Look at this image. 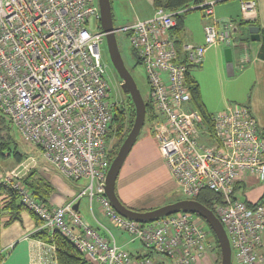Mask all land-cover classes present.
<instances>
[{
	"label": "built area",
	"instance_id": "1",
	"mask_svg": "<svg viewBox=\"0 0 264 264\" xmlns=\"http://www.w3.org/2000/svg\"><path fill=\"white\" fill-rule=\"evenodd\" d=\"M224 0H194L171 11L119 27L146 67L150 99L158 118L151 123L161 155L178 187L189 198L210 188L224 195L216 214L224 224L239 264H264V203L233 195L237 182H264V136L246 104L213 114V130L192 107L187 75L209 47L232 43V21L220 22ZM246 18L257 16V0H239ZM200 9L209 20L204 42L186 43L180 59L172 30L177 16ZM94 25V27H93ZM99 0H0V111L21 135L42 151L48 164L68 180L85 184L63 205H45L18 181L15 170L2 181L17 189L23 204L41 220L39 228L59 231L94 264H196L217 246L201 217L180 211L154 221L125 217L106 195L115 116L101 46ZM83 198L100 204L105 216L132 242L160 255L137 257L105 227L88 224L75 208ZM95 214V213H94ZM55 248V246L53 245ZM9 247L0 248V264Z\"/></svg>",
	"mask_w": 264,
	"mask_h": 264
},
{
	"label": "crops",
	"instance_id": "2",
	"mask_svg": "<svg viewBox=\"0 0 264 264\" xmlns=\"http://www.w3.org/2000/svg\"><path fill=\"white\" fill-rule=\"evenodd\" d=\"M151 2V9L140 14L136 20H144L153 17L158 7H156L154 0H151ZM192 3L193 1L189 6H191ZM219 3L216 6V14L219 16L220 22L232 21L235 24V29L231 34L232 43L230 45L219 43L209 47L203 62L199 64L197 70L202 71L213 66L218 77L221 78L225 75L227 68L225 51L224 49H221V46L227 48L231 47L234 62V74L232 75L239 72L240 74L249 77L248 87H250V93L245 97L246 101L243 104L250 107L251 112L256 117L258 125L262 130L264 128V59L259 57L261 43L260 41L248 40L247 36L250 34V32H248V27H240L239 21L249 20L253 22L254 25L264 28V0H257V16L255 18H246L243 15L240 1L238 2L239 4H236L235 2V4L225 3L221 5ZM190 10L192 11L194 9ZM186 13L187 11L182 12L184 15ZM236 16L239 17L235 18ZM203 17L205 25L209 19L205 16ZM185 19L186 18L184 17L183 28L180 32L175 31V28L172 30L173 37L176 40H180L183 46L186 43H203L204 39L194 41L193 37L189 36V27L187 26ZM244 35L245 37H243ZM180 59H185L184 51L180 54ZM197 67L198 66H192L189 72L199 82L202 94L204 89L202 88L201 78L198 79L192 74ZM243 99L244 98H241L240 100ZM228 106L226 104L224 108L226 109ZM158 154L159 156H162L153 132L146 133L144 137L137 138L135 145L121 168L116 185L119 198L127 206L138 210H148L170 203L166 201L167 199L161 193L162 190L157 186L162 183L163 180H169L167 181V184L170 188L178 187V185L175 178L170 173L163 156L162 158L164 159L165 164L163 174H159L157 171H151V169L148 172L144 170L151 164L152 160L157 157ZM52 169L43 166L41 169L39 168V171L54 185V190L50 197V204L53 206L63 205L76 195L79 190V183L68 180ZM239 183L241 188L237 191L236 195L241 199L248 202H257L264 194V187L256 185L257 183L262 182L252 176H247ZM242 194L243 198L241 197ZM83 199L80 201L78 209L88 224L100 227L101 232L104 234L107 233L105 227L109 229L116 236L118 243L126 250H129L132 254L140 255L146 252V249L143 248L141 243L130 241L128 235L112 224L101 210L100 204L97 201L93 202L95 214L90 210V219H87L82 213ZM96 204L98 206L95 207ZM87 205L90 209L88 199ZM7 219L6 214L1 216L0 248L9 247V250L5 252V258L3 259L2 264H58L53 245L33 235L40 229V225L31 212L28 210L23 211L21 213V219H17L9 224L6 223ZM114 228L119 230L118 234L115 232ZM211 238L214 239L213 236H211ZM218 257V248L215 246L196 264H217Z\"/></svg>",
	"mask_w": 264,
	"mask_h": 264
},
{
	"label": "rangeland",
	"instance_id": "3",
	"mask_svg": "<svg viewBox=\"0 0 264 264\" xmlns=\"http://www.w3.org/2000/svg\"><path fill=\"white\" fill-rule=\"evenodd\" d=\"M98 1V0H97ZM112 1V9L113 15L115 18V26L117 28L122 27L128 23L134 22L140 14L144 13L147 10H150L152 7L151 0H111ZM239 4V0H228L222 1L219 4L225 3H234ZM232 8V7H231ZM203 12L200 9H194L192 11L187 12L184 17L186 18L187 26L189 27V36L193 37L194 41H199L204 39L205 32H204V17ZM217 18L219 16L216 14ZM236 16L235 18H238ZM94 27V25H93ZM241 33V32H240ZM239 33V35H240ZM117 41L119 44V48L121 50L122 56L127 67L131 70L138 87L144 97L145 100L150 98V86L147 80V70L145 65L139 61L132 52L131 49V42L129 36L122 31L116 33ZM245 37V35L243 36ZM189 41V40H186ZM226 48L225 46H221V49L225 51L226 57ZM101 53L103 62L106 64V78L110 82V99L114 102L117 106L122 107L124 106L125 102L129 101L128 94L123 91L122 89V82L123 80L120 78L115 66L111 60L108 44L107 41L102 44L101 46ZM196 70L199 68V65ZM192 72V74L202 81V88L203 90V100L206 103L208 110L212 114H217L218 112L225 109L224 107L229 105L235 104H243L250 93V87H248V76L242 75L237 72L235 75H230L228 73V69L226 68V73L221 78L218 77L216 70L213 66H210L206 70H197ZM244 98L243 100H240ZM12 132L14 138L17 141L18 151L24 153L27 157L21 163H17L15 158L12 156L6 159H0V181H2L5 175L11 174L12 171H16L19 174V179L24 175L28 169L33 167L34 165L38 167V169L42 168L43 166L47 167L48 169H52V167L48 164L44 156L42 155V151L40 148L28 141L21 135L19 130L13 125ZM153 132L151 127V122L148 120L145 121V124L139 134V137H144L146 133ZM154 135V133H153ZM138 137V138H139ZM155 137V136H154ZM156 139V138H155ZM157 141V140H156ZM118 143V137L113 133L111 135V145L114 147L115 144ZM158 144V142H157ZM159 148V147H158ZM51 167V168H50ZM165 164L164 159L162 156L155 157L151 164L145 168L147 172L151 169V171H157L159 174H163ZM53 170V169H52ZM56 171V170H55ZM58 174L60 172L56 171ZM61 174V173H60ZM62 175V174H61ZM63 176V175H62ZM66 178V177H65ZM169 180H163L162 183L158 184V188L162 190V194L167 199L168 202H174L178 199H184L187 195L182 192L179 187H172L170 188L167 184ZM171 181V180H170ZM73 182V181H72ZM85 182L79 183V188L84 185ZM257 186L264 187V182L257 183ZM163 187V188H162ZM243 198V194L241 195ZM98 206L97 204L95 207ZM90 209L87 205V199L84 198L82 202V213L87 219H90ZM7 218L8 215H7ZM6 219V218H5ZM115 232L118 234L119 230L115 229ZM231 264H239L236 256L233 254L232 263Z\"/></svg>",
	"mask_w": 264,
	"mask_h": 264
},
{
	"label": "trees",
	"instance_id": "4",
	"mask_svg": "<svg viewBox=\"0 0 264 264\" xmlns=\"http://www.w3.org/2000/svg\"><path fill=\"white\" fill-rule=\"evenodd\" d=\"M192 1L194 2V0H154V3L156 7H164L168 10L175 11L183 7L189 6V4ZM189 11L191 10H188L187 12ZM176 18H177V25L175 27V31L180 32L183 28L184 14L181 13ZM251 25H254V23L249 20L239 21V26L248 27V32H250L249 27ZM247 39L252 40L251 33L249 34V36H247ZM176 41L180 54L183 53V51L185 52L183 48L184 46L182 45L181 41L180 40H176ZM259 41L261 43L259 50V57L261 59H264V28H260ZM187 83L192 92V102H191L192 107L197 108L201 111L206 122L208 123L209 129L212 131L213 114L209 112L203 101L199 82L191 75L190 72H188L187 75ZM126 94L128 93L126 92ZM128 99L129 101L128 102L126 101L124 106L122 107L115 106V116L111 126L112 127L111 135H113V133L117 135L118 143L115 144L110 154V162L116 156L121 144L125 140L128 133L130 132L135 120L136 109L134 102L129 94H128ZM145 101L147 105L146 120L152 123L158 118V113L156 111L154 103L151 101L150 98ZM12 127L13 124L11 120L4 113L0 111V159H6L13 156L17 163H21L27 156L24 153L18 151L17 141L14 138ZM261 134L262 136H264V128L261 130ZM18 181L23 185H25L27 188L31 189L33 196L39 202L45 205H51L50 197L53 193L54 185L40 173L37 166L34 165L30 169H28V171L24 175H22L20 179L18 178ZM240 188L241 185L239 182H237L233 193L235 197H238L236 194ZM185 198H189V197L186 196ZM192 198L197 199L204 205L208 206L215 213H216V208H215L216 205L224 204L225 202L224 195L220 191H216L210 188L203 189L197 196ZM257 202L264 203V194ZM249 203H254V202H249ZM25 210L31 212V214H33L34 217L38 220L39 225H41L42 222L40 218L37 216V214L34 211L29 210L23 204L18 190L13 188L11 184L6 183L4 181H0V222H1V216L5 214L8 215L9 217L6 222L7 224L17 219H21V213ZM196 214L201 217L205 226L208 228V230L211 231V234L216 241L218 253H219L217 264H221V258H222L221 248L217 236L213 231V229L211 228L210 224L206 221V219L199 213ZM33 235L55 246V257L58 264H94L86 257V255L83 252L78 250V248L72 243V241L68 237H66L59 231L50 232L47 229L40 228ZM136 256L137 257L150 256L154 258L160 257V255L152 249H146V252Z\"/></svg>",
	"mask_w": 264,
	"mask_h": 264
},
{
	"label": "water",
	"instance_id": "5",
	"mask_svg": "<svg viewBox=\"0 0 264 264\" xmlns=\"http://www.w3.org/2000/svg\"><path fill=\"white\" fill-rule=\"evenodd\" d=\"M99 6L101 11V27L106 32V41L110 53L111 60L123 80L122 89L127 92L135 105L136 116L133 126L126 136L125 140L121 144L116 156L111 161L107 180H106V195L110 199L114 208L123 216L131 218L133 220L141 222L154 221L160 217L171 215L180 211H190L193 213H199L210 224L211 228L215 232L221 248V264H231L233 257V249L230 242V238L226 231L224 224L218 215L208 206L204 205L200 201L194 198H184L177 201L158 206L148 210H138L131 208L124 204L117 194V180L121 172V168L131 152L135 142L145 124L147 105L146 101L138 87V84L127 67L124 58L122 56L119 44L117 41L115 26V20L112 9L111 0H99ZM251 33V39L254 41L260 40V27L251 25L249 27ZM133 55L137 58V53L132 51ZM227 69L230 75L234 74V62L232 56V48L226 49ZM79 207V202L75 204V208Z\"/></svg>",
	"mask_w": 264,
	"mask_h": 264
}]
</instances>
